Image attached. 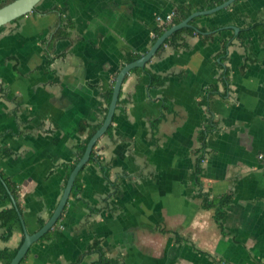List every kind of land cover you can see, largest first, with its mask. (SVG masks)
Instances as JSON below:
<instances>
[{"label": "crops", "instance_id": "crops-1", "mask_svg": "<svg viewBox=\"0 0 264 264\" xmlns=\"http://www.w3.org/2000/svg\"><path fill=\"white\" fill-rule=\"evenodd\" d=\"M218 1L41 0L0 27V144L12 151L0 168L19 187L29 233L58 205L127 58L153 45L157 16ZM220 11L126 75L101 161L84 166L80 191L20 264L264 261V43L256 29L237 37L264 23V0ZM204 196L230 201L205 207ZM12 206L0 193V213ZM23 239L0 216V264Z\"/></svg>", "mask_w": 264, "mask_h": 264}, {"label": "water", "instance_id": "water-1", "mask_svg": "<svg viewBox=\"0 0 264 264\" xmlns=\"http://www.w3.org/2000/svg\"><path fill=\"white\" fill-rule=\"evenodd\" d=\"M41 0H13L12 2L0 7V26H3L18 17L25 15L35 8V6L40 2ZM237 0H225L222 3L204 10H196L193 11L189 16H187L185 19H183L181 22L176 23L172 25L171 27L167 28L153 43V45L150 47V49L143 55H141L139 58L128 62L125 64L119 73L117 74L115 78V83L112 90V97L109 102V106L105 115V118L102 122V124L97 128L95 133L90 137V139L87 142L85 151L83 155L78 159V161L75 163L74 167L72 168L69 177L67 179L66 185L63 189L62 196L58 202V205L56 206L55 210L53 211L52 215L49 217V219L34 233H29L26 228V224L23 218V214L18 208L17 202L13 195L10 193L11 201L13 207H15L18 216L21 220L22 227L24 230V239L20 247L18 248L15 255L12 257L9 264H20L21 261L25 258L27 255L29 249L31 248L32 244H34L36 241H38L40 238H42L47 232H49L54 225L59 220L68 200L71 195V192L73 190V186L75 183V180L80 173V171L84 168V166L89 162L92 150L98 140L108 131L110 125L113 122V118L115 115L116 107L119 100L120 91L122 88V83L126 77V75L133 69L138 67H144L157 53L158 49L161 47L162 44L165 43V41L171 37L175 32L179 31L180 29H183L185 27L191 26V21L195 19L196 17L212 14L215 12H218L222 9H225L229 6H231L233 3H235ZM235 31L238 30L237 27H232Z\"/></svg>", "mask_w": 264, "mask_h": 264}, {"label": "trees", "instance_id": "trees-1", "mask_svg": "<svg viewBox=\"0 0 264 264\" xmlns=\"http://www.w3.org/2000/svg\"><path fill=\"white\" fill-rule=\"evenodd\" d=\"M13 0H0V7L12 2ZM223 1L225 0H219L218 2H214V3H210L209 4V7H213L215 6L216 4H220L222 3ZM197 7H194L193 5H190V4H182V5H179L177 7V9L174 11V16H173V19L170 23L168 24H163V25H160L158 26L156 29H155V33H154V36H153V43L155 42V40L169 27H171L172 25L176 24V23H179L181 22L183 19H185L187 16H189L194 10H196ZM221 12V11H220ZM199 17H196L195 19H193L191 21V26L189 27H185L183 29H180L179 31L175 32L171 37H169L164 44L161 45V47L158 49V51H160L163 46L167 43H174L176 42L179 38H181V36L184 34V33H188V34H196V27H195V23H196V20L198 19ZM67 25H70V23H68ZM1 27V26H0ZM67 29V26L66 25H63V26H59L56 31H54L52 37L53 39H57L62 33H61V30H65ZM253 29H256L258 30L259 32V35H260V39L262 41V43H264V23H256L252 26H250V29L248 30H243V31H240L237 35V37H240L242 36L243 34H245L246 31H251ZM212 34H207L205 35L204 37L205 38H209L211 37ZM230 45V41L229 40H225L223 42V45H222V50H221V54L222 55H226L227 53V50H228V46ZM141 55L140 54H131L127 59L128 62H131L137 58H139ZM138 69V68H136ZM228 74H226L227 76ZM155 78V77H154ZM158 83H161L158 81ZM111 97H112V90H110L107 94H106V98L108 100V103L110 102L111 100ZM98 127H92L90 130H89V133H88V136L81 142L77 145V150H78V159L83 155L84 151H85V148H86V145H87V142L88 140L90 139V137L95 133V131L97 130ZM112 128V124L110 125L109 129L107 132H109ZM86 129V126L83 125L81 128H80V131L84 132ZM106 132V133H107ZM97 146V143L96 145L94 146L93 150H92V153H91V156H90V159H89V162L91 161H96V162H100V154H98V150L96 148ZM11 149L6 146V145H2L0 144V158H4V157H7L8 155L11 154ZM201 158H199V161H198V166L194 172V177H196L197 179V176L200 172V169H201ZM77 159V160H78ZM75 165V162L72 163L70 166H69V171L72 170V168L74 167ZM81 174H82V170L80 171V173L78 174L76 180H75V183H74V186H73V190H72V193L75 194L77 193L78 191H80L81 187H82V184H81ZM10 191V193L13 195V197L15 198L16 202H17V205H18V208L20 209V211L22 212L23 211V207L21 206L20 204V191H19V187L16 185L15 182L12 181V179L0 168V193L2 195V197L9 203H11V196H10V193L8 192ZM230 201V198H226V199H223L221 201H217V200H209L207 196H204V205L205 207H212V206H218L221 207L222 205H225V204H228V202ZM223 211H218L217 213V218H221L223 216ZM0 216L2 218V221L3 223L5 224V226L8 228V229H12L13 227H19L20 229H22V223H21V220L18 216V213L15 209V207H10L9 209L5 210V211H2L0 213ZM44 222H41V225H43ZM48 235V232L41 238H45L46 236ZM16 251L13 253V254H9L6 258V261H5V264H9V262L11 261L12 257L15 255ZM6 252L5 251H0V257H3L5 256ZM27 256V255H26ZM26 258V257H25ZM25 258L21 261L23 262L25 260ZM103 263L105 264H114V261H111V260H107V259H102ZM257 264H264V261H260L258 262Z\"/></svg>", "mask_w": 264, "mask_h": 264}, {"label": "built area", "instance_id": "built-area-1", "mask_svg": "<svg viewBox=\"0 0 264 264\" xmlns=\"http://www.w3.org/2000/svg\"><path fill=\"white\" fill-rule=\"evenodd\" d=\"M174 12L167 14L165 17L157 16V21L160 25L168 24L172 21ZM259 157L264 160V153L259 154Z\"/></svg>", "mask_w": 264, "mask_h": 264}]
</instances>
